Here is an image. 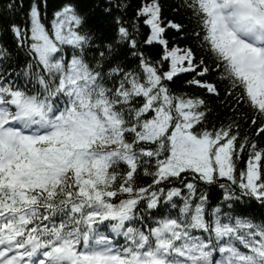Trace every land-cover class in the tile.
<instances>
[{
	"label": "snow or ice",
	"instance_id": "6c2138e0",
	"mask_svg": "<svg viewBox=\"0 0 264 264\" xmlns=\"http://www.w3.org/2000/svg\"><path fill=\"white\" fill-rule=\"evenodd\" d=\"M107 3L0 7V264H264V0Z\"/></svg>",
	"mask_w": 264,
	"mask_h": 264
},
{
	"label": "trees",
	"instance_id": "16d2710c",
	"mask_svg": "<svg viewBox=\"0 0 264 264\" xmlns=\"http://www.w3.org/2000/svg\"><path fill=\"white\" fill-rule=\"evenodd\" d=\"M8 0H0V7L3 6V4H6ZM64 0H41V6L42 8L47 9V16L48 19L51 18L52 12L55 10L56 7L60 6ZM115 0H113V3ZM127 2L130 4V7L127 9L126 14L124 15L125 19H128L133 15V9L138 6L139 0H127ZM178 0H163L164 3V17L166 19H182V17L185 15L183 12H175L174 9L176 7V3ZM29 3V0H24L25 8L27 7ZM80 3L84 5L85 7L82 8V11H86L88 13V26L93 28L98 34L103 33L104 38L110 39L113 31V25L111 24L112 16H106L103 14V8L108 7L107 0H80ZM98 5V6H96ZM118 13L113 12L112 15H117ZM9 19H15L18 22L23 21V15L20 13L19 9H17L16 12H8L5 14L3 19H0V44H3L5 47L9 49V51L12 53L11 56V63L10 67H12L15 71L13 72V75H16L17 73L22 74V70L24 65L26 64V57L23 51H20L16 49L14 43H13V36L9 31H7V21ZM191 26L189 28H186L185 31H189ZM145 32L147 31V28L143 29ZM169 35H177L175 31H170ZM188 41L184 40L183 38H178L179 44H185ZM146 51H150L153 54V57L155 58V53L158 51V46L153 45L151 48L146 49ZM208 78V77H206ZM186 79L184 76H180L175 84L172 85L173 89H178L182 81ZM223 88V86H222ZM188 91H193L192 89H188ZM196 91H202V90H196ZM215 103V101H213ZM226 115V110L220 109L218 107L214 108L213 110V117H219L223 118ZM147 182V181H144ZM201 189L208 194L210 205H214L217 202L220 201L223 190L219 188V185H213L208 186L201 184ZM225 210H227L225 206ZM251 212H254L255 214H259L260 212L264 211V209H261L259 207H254L250 209ZM122 242V238H121Z\"/></svg>",
	"mask_w": 264,
	"mask_h": 264
}]
</instances>
